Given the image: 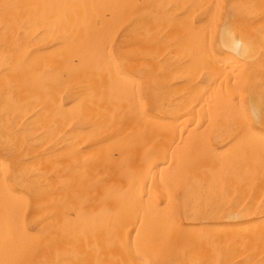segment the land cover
<instances>
[{
  "label": "bare ground",
  "instance_id": "obj_1",
  "mask_svg": "<svg viewBox=\"0 0 264 264\" xmlns=\"http://www.w3.org/2000/svg\"><path fill=\"white\" fill-rule=\"evenodd\" d=\"M0 264H264V0H0Z\"/></svg>",
  "mask_w": 264,
  "mask_h": 264
}]
</instances>
